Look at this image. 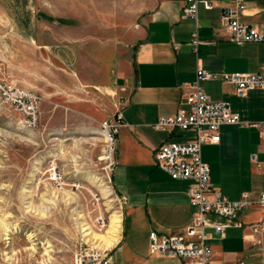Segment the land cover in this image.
Masks as SVG:
<instances>
[{"label":"crops","instance_id":"crops-1","mask_svg":"<svg viewBox=\"0 0 264 264\" xmlns=\"http://www.w3.org/2000/svg\"><path fill=\"white\" fill-rule=\"evenodd\" d=\"M213 1L211 10L199 7L195 24L184 16L186 0H151L123 41L71 45L69 57L75 63L79 84L107 97L111 103L107 119L114 118L115 111L121 108L127 123L116 134L111 169L112 185L122 200L124 217L118 240L108 249L111 254L117 251L124 256L121 264H185L175 257L151 254L149 247L147 255L138 254L126 241L124 223L138 213L147 226L148 245L150 230L181 234L192 223L194 209L188 201L191 182L171 179L156 165L154 152L165 142L192 140L194 134L158 131L152 124L159 117L173 116L186 108L185 98L196 82L197 68L215 76L199 82L200 89L212 100L229 102L240 117L239 124L219 129L218 143L201 147L212 188L231 201L239 200L244 193L255 201L264 190V148L254 126L264 120V90H250L239 97L221 80L223 73H258L264 66V43L230 42L220 24L221 8L227 0ZM263 1L244 0L246 10L241 21L264 25ZM196 26L198 45L194 51L191 37ZM39 34L33 39L39 41V47H56L54 43L41 42ZM56 51L61 55L65 52L61 47ZM254 155L259 167L252 159ZM238 220L243 228H227L223 237L208 230L213 264H237L239 260L264 264V231L254 235L248 229L249 224L260 222L264 227V210L252 204L238 213ZM255 238H261L263 243L254 245ZM111 264H115L112 255Z\"/></svg>","mask_w":264,"mask_h":264},{"label":"rangeland","instance_id":"rangeland-1","mask_svg":"<svg viewBox=\"0 0 264 264\" xmlns=\"http://www.w3.org/2000/svg\"><path fill=\"white\" fill-rule=\"evenodd\" d=\"M150 2L0 0V84L40 97L38 123L27 127L0 91V264H74L80 238L98 245L94 236L109 230L112 216L123 220L109 166L115 153L106 158L100 129L111 103L79 84L69 53L71 45L123 41ZM38 33L56 47H39ZM137 214L124 233L145 256L148 231ZM111 255L115 264L124 260Z\"/></svg>","mask_w":264,"mask_h":264},{"label":"built area","instance_id":"built-area-1","mask_svg":"<svg viewBox=\"0 0 264 264\" xmlns=\"http://www.w3.org/2000/svg\"><path fill=\"white\" fill-rule=\"evenodd\" d=\"M211 10L213 0H186L184 16L197 23L199 7ZM246 5L244 0H227L221 8L220 24L227 32L228 40L236 45L246 43H264V25H250L241 21ZM191 44L195 51L198 45L197 26L192 33ZM215 76L202 68L196 70V82L186 96V108L180 109L173 116L159 117L152 127L158 131L177 130L193 132L194 139L184 142H165L154 152L156 165L173 180L191 182L188 193L189 205L194 209L192 223L185 227L181 234H163L150 230L148 247L151 254L167 255L178 258L185 264H213L212 250L207 243L211 234L208 230L223 237L227 228H243L238 220V213L252 204L264 210V190L252 201L249 194L231 201L212 188L210 170L201 158V147L207 143H218L219 129L224 125H237L240 117L232 111L229 102L212 100L199 87V82L213 80ZM221 80L230 85L236 96L242 97L250 90H264V66L258 73L232 72L221 74ZM3 99L22 116L23 124L35 127L39 118L40 97L33 92L17 87H6L0 84ZM127 126L121 108L115 111L114 118L100 123V129L106 145V157L116 150V134L120 127ZM264 148V120L254 125ZM257 162V157H252ZM109 166H112L110 161ZM112 169V168H111ZM60 175L54 173L58 183ZM218 220H223L218 221ZM99 229L105 228L103 218L97 219ZM251 234L259 235L264 231L263 224H249ZM254 245H261L263 240L255 238ZM74 264H111V250L100 247L95 242L80 238L73 253ZM237 264H246L239 260Z\"/></svg>","mask_w":264,"mask_h":264},{"label":"bare ground","instance_id":"bare-ground-1","mask_svg":"<svg viewBox=\"0 0 264 264\" xmlns=\"http://www.w3.org/2000/svg\"><path fill=\"white\" fill-rule=\"evenodd\" d=\"M120 224H121V217L114 214L112 216V221L109 230L105 234H96L94 236L95 240L98 241L99 243L98 245L100 247L109 248L110 246L113 245V243H116L117 235L119 234ZM88 234L91 233H87V235Z\"/></svg>","mask_w":264,"mask_h":264}]
</instances>
